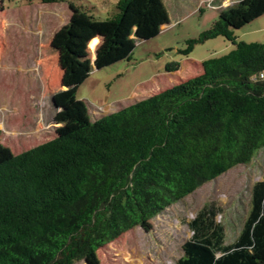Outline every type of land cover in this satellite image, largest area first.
I'll return each instance as SVG.
<instances>
[{"label":"trees","instance_id":"16d2710c","mask_svg":"<svg viewBox=\"0 0 264 264\" xmlns=\"http://www.w3.org/2000/svg\"><path fill=\"white\" fill-rule=\"evenodd\" d=\"M68 6L82 27L70 31L77 43L102 38L96 68L124 59L134 38H151L169 22L162 0H118L103 21ZM262 16L264 0L226 8L180 53L218 37L234 50L93 122L76 95L87 75L70 74L51 97L55 137L17 155L0 145V264H77L134 228L149 232L164 210L248 165L264 148V43L239 41L235 32ZM221 213L214 203L197 212L176 264H264V174L232 243L216 221Z\"/></svg>","mask_w":264,"mask_h":264},{"label":"rangeland","instance_id":"374dc122","mask_svg":"<svg viewBox=\"0 0 264 264\" xmlns=\"http://www.w3.org/2000/svg\"><path fill=\"white\" fill-rule=\"evenodd\" d=\"M162 1L169 22L151 38H134L128 58L96 68L102 38L95 35L86 44L77 43L70 31L79 24L68 4L103 21L114 14L118 0H65L54 5L0 0V145L17 155L53 139L60 124L53 122L51 97L65 89L63 82L72 73L87 75L76 95L93 122L169 88L176 77L166 76L167 65L204 62L234 50L218 37L195 45L187 57L180 53L188 40L198 39L222 11L240 0ZM235 35L245 43H264V16ZM135 90L139 97H131ZM263 174L264 148L248 165L231 169L153 218L149 232L134 228L77 264H176L192 235L188 223L211 203L222 209L216 221L225 224L226 244L232 243L247 215L251 187Z\"/></svg>","mask_w":264,"mask_h":264},{"label":"crops","instance_id":"0c3cea01","mask_svg":"<svg viewBox=\"0 0 264 264\" xmlns=\"http://www.w3.org/2000/svg\"><path fill=\"white\" fill-rule=\"evenodd\" d=\"M201 63L202 62H196V61H191V60H188V61H185V62H180L179 63L180 64V67H179V70L178 71L172 72V73H166V76L167 75H170L171 77H173V76L176 77V82L175 83H172V84L171 83H168L169 86H167V87L170 88V87H172V85L179 84L181 82H184L186 80H189L191 78H194V77L198 76L202 72ZM160 77L163 78L164 76H160ZM161 91H163V90H161ZM161 91H159V92H161ZM159 92H157V93H159ZM157 93H153V94L151 93V94H149V92H148L149 95H146L144 98H140V101L141 100H144V99H146V98H148V97H150L152 95H155ZM134 95L135 96L136 95L138 96L137 90H135L133 92V95L131 97H133ZM138 101L139 100H137L135 102H138ZM111 113H113V112H111ZM111 113H109V114H111ZM109 114H106V115H109Z\"/></svg>","mask_w":264,"mask_h":264}]
</instances>
